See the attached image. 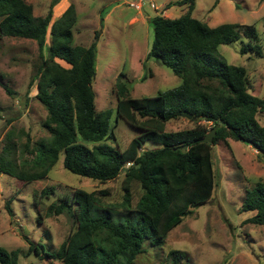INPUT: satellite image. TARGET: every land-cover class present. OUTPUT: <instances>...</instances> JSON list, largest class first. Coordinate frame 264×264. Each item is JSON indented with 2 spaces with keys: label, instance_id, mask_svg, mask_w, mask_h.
Returning a JSON list of instances; mask_svg holds the SVG:
<instances>
[{
  "label": "trees",
  "instance_id": "obj_1",
  "mask_svg": "<svg viewBox=\"0 0 264 264\" xmlns=\"http://www.w3.org/2000/svg\"><path fill=\"white\" fill-rule=\"evenodd\" d=\"M58 1L50 0L46 15L35 16L26 0H0V40L25 38L37 43L39 62L29 85L35 82L34 97L46 110L41 126L47 132L30 148L27 134L24 151L32 157L19 161L12 133H6L0 172L34 183L48 178L61 153L64 168L79 176L106 182L123 173L122 201L106 207L100 203L105 190H100L101 195L67 191L56 183L40 189L42 198L57 195L47 213H67L75 226L55 251L43 254L57 264H133L144 252L146 240L152 246L163 244L172 228L211 199L216 184L213 145L227 144L228 139L241 141L253 147L264 162V124L258 120L264 113V97L249 93L251 84L243 66L228 64L217 54L220 45L242 38L246 41L241 53L261 56L262 45L254 23L209 26L193 16L195 0L169 2L168 7L186 5V9L174 18L161 13L149 17L153 39L147 58L154 57L168 67L180 83L154 96L131 97L121 80L124 74L119 75L115 83L116 118L140 131L121 150L106 143L115 140L109 125L111 109L97 110L95 106L92 81L98 34L88 46L74 44L73 4L51 23L52 9ZM3 87L12 93L6 85ZM184 112L192 115L195 125L166 131L165 125ZM216 124L219 127L212 142L202 141ZM146 142L156 147L145 149ZM183 145L184 149L179 148ZM134 181L142 194L131 209L130 185ZM5 207L11 214L10 206ZM114 209L122 210L118 213ZM239 211H254L244 223L264 226V179L246 191ZM41 219L39 215V223ZM28 244L26 255H38V248L44 252L41 243ZM170 254L175 264L184 256L180 250ZM19 255L17 249L0 247V264H19Z\"/></svg>",
  "mask_w": 264,
  "mask_h": 264
},
{
  "label": "rangeland",
  "instance_id": "obj_2",
  "mask_svg": "<svg viewBox=\"0 0 264 264\" xmlns=\"http://www.w3.org/2000/svg\"><path fill=\"white\" fill-rule=\"evenodd\" d=\"M32 5L35 16L48 12L50 0H26ZM138 0H59L52 9L51 23L73 4L76 23L73 43L88 46L96 39V74L92 81L97 110L111 109L109 119L115 140L106 143L123 150L140 131L122 119L116 118L115 83L119 75L131 97L154 96L159 91L173 88L180 83L168 67L154 57L147 58L153 39V29L148 21L155 14L178 17L186 5H172L177 0H144L141 9L129 4ZM153 3L156 7H151ZM193 16L209 26L222 22L254 23L262 45V55L241 53L246 39L222 44L217 49L219 57L231 65L243 66L248 74L249 93L264 97V0H195ZM50 23V24H51ZM49 42V37H46ZM39 62V50L34 40L3 37L0 40V152L4 136L11 132L16 143L17 160L30 159L25 152L27 134L31 144L47 132L41 122L46 110L35 99V82L29 85L35 66ZM68 67V64L60 62ZM4 85L11 91L8 94ZM258 120L264 124V113ZM195 122L181 117L170 120L166 131L192 128ZM156 147L146 142L145 149ZM216 184L211 199L193 209L190 215L172 228L161 245L152 246L149 240L143 244L144 252L137 255L133 264H175L172 250H180L184 256L178 264H264V226L244 223L254 211H239L246 191L254 183L264 179V162L257 151L241 141L228 139L212 147ZM123 173L114 180L98 182L71 173L63 166V154L48 171V178L25 183L0 172V247L7 251L17 249L19 264H57L43 253L55 251L74 229L67 213L50 215L47 207L56 201L57 195L40 197L41 188L56 183L62 190L99 192L101 205L118 204L123 198ZM142 189L138 182L130 185V208L133 209ZM6 204L12 209L9 214ZM102 208V207H100ZM115 212L122 209H114ZM125 213V212H123ZM41 216V223L38 216ZM118 219L117 215H113ZM125 218V215L121 216ZM28 241L41 243L44 252L27 254Z\"/></svg>",
  "mask_w": 264,
  "mask_h": 264
},
{
  "label": "water",
  "instance_id": "obj_3",
  "mask_svg": "<svg viewBox=\"0 0 264 264\" xmlns=\"http://www.w3.org/2000/svg\"><path fill=\"white\" fill-rule=\"evenodd\" d=\"M148 21H149V19H148ZM181 117H185V118H187V119H190L191 117H192V115L191 114H189V113H187V112H184V113H182L181 114ZM219 127V124H216L208 133H206L202 138H201V140L202 141H207V142H212V138H213V136H214V134H215V131H216V129ZM186 146L185 145H183V146H180L179 148H181V149H184ZM260 264H263V263H260Z\"/></svg>",
  "mask_w": 264,
  "mask_h": 264
},
{
  "label": "built area",
  "instance_id": "obj_4",
  "mask_svg": "<svg viewBox=\"0 0 264 264\" xmlns=\"http://www.w3.org/2000/svg\"><path fill=\"white\" fill-rule=\"evenodd\" d=\"M144 0H138L137 2H131L129 5L135 9H141ZM151 7L155 8L156 6L153 3H150Z\"/></svg>",
  "mask_w": 264,
  "mask_h": 264
},
{
  "label": "crops",
  "instance_id": "obj_5",
  "mask_svg": "<svg viewBox=\"0 0 264 264\" xmlns=\"http://www.w3.org/2000/svg\"><path fill=\"white\" fill-rule=\"evenodd\" d=\"M194 12V11H193ZM255 150V149H254Z\"/></svg>",
  "mask_w": 264,
  "mask_h": 264
}]
</instances>
